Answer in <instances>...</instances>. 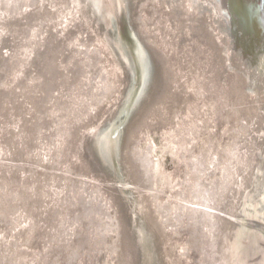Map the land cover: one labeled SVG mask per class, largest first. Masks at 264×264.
<instances>
[{
  "label": "bare ground",
  "instance_id": "obj_1",
  "mask_svg": "<svg viewBox=\"0 0 264 264\" xmlns=\"http://www.w3.org/2000/svg\"><path fill=\"white\" fill-rule=\"evenodd\" d=\"M152 1H117L127 19L124 39L106 23L99 0H0V19L29 18L13 36L10 22L0 28V264L80 263L93 246L91 263L95 243L114 250V264H178L183 256L185 264H264L263 209L255 201L264 198V182L253 196L264 174V4L253 1V16L244 18L236 0ZM239 3L244 9L247 1ZM217 67L240 87L224 101L226 112L240 103L246 152L236 187L230 181L235 209L215 211L192 179L196 188L184 197L194 203L176 231L169 221L160 224L164 209L154 205L145 170L150 152L142 155L133 142L152 130L157 108L169 110L163 101L186 102L192 71L209 78L199 85L211 89ZM166 147L178 159L181 148ZM112 151L142 204L102 179L112 178ZM115 200L116 227L108 219L87 226L89 212L101 215L102 204L111 209Z\"/></svg>",
  "mask_w": 264,
  "mask_h": 264
},
{
  "label": "flooded vegetation",
  "instance_id": "obj_2",
  "mask_svg": "<svg viewBox=\"0 0 264 264\" xmlns=\"http://www.w3.org/2000/svg\"><path fill=\"white\" fill-rule=\"evenodd\" d=\"M223 70V67H217L219 77L220 75H224ZM192 72L191 82L187 86L188 89L186 90L185 88L188 97L186 102L172 100L171 103L167 101L164 103L163 101V104H166L169 110H159V108H157L155 112L156 120L154 119V121L152 120L147 124V128L150 125L153 127L156 124L158 126L161 124L163 126L166 125L161 129L163 131V135H161L163 136L162 139L166 142L164 145H169L171 147L175 145L181 148L179 151L180 153H178V159H175L171 154L172 158L174 157L176 160L174 172L166 171L160 166V163L157 161L158 159L151 156V150L146 147L148 146L151 148L153 146L147 144V139L149 138L144 136L145 138H142L144 143L140 147L142 155L145 150L150 152V154L147 153L146 156L147 162L144 158L143 161L147 164L145 170L148 171L147 179L150 181L148 184L153 186L154 205L157 206L160 211L161 208L164 209L165 218H159L160 224L162 223V225L165 226L166 222L169 221V223H171L170 226L172 228L175 227L176 231L180 229L179 225H187V217L185 219V216L188 210L186 209L187 206L194 203L192 197H184V193L188 192L187 194H189V191H191V193L193 192L190 187L196 188L194 183L192 186V179L197 181V189H199L200 193L205 197V203L210 204L212 202L211 204H216L214 206L215 208H213L215 211L219 210L221 214L223 212L230 213L234 211L235 200L232 199L234 194L232 191L234 188L230 181L233 180L234 187H236L235 181L239 175L237 170L243 160V158H241V152L244 153L243 156H246V152L244 151L245 147L241 149L242 141L240 126H238L239 119L237 108L240 103H234L233 111L229 109L230 111L228 110L229 112H226L225 105L227 106V103L225 104L224 102L225 92L229 91L231 87L237 90H239L240 87L238 84L237 86L234 84L230 85V82L225 81L223 76V78L218 77L216 80L213 79L215 84L211 89H208V87H203L199 84L204 85V82L209 80V78L202 77L200 79V77L197 76L198 73ZM212 73L215 74L214 72ZM226 83H228V89L225 87ZM183 106H185V111H183ZM164 112H166V114H164ZM160 113L163 115H160ZM174 140L177 141V143L174 144ZM256 145L257 143L255 140L251 150L256 149ZM153 149H155V147ZM182 165L183 170L178 167ZM188 171L189 174H187ZM172 173H176V177L174 176V178L178 177L179 189L175 186V180L170 179ZM199 178L203 181V184H200L202 181H200ZM164 180L168 184L166 187L172 184L174 189L170 192L164 189L161 185V181L164 182ZM157 181L159 185H157ZM220 183L225 184L224 187L226 189L224 192V187L223 189L219 188ZM160 194H163V199L160 197ZM201 201L202 199L199 203H201ZM160 204L163 205V207H161ZM165 207L171 211L168 212ZM167 213H169V220L166 218ZM172 216L174 218L173 220L171 219ZM229 233L230 230L228 231V235ZM250 262L251 259H249V263Z\"/></svg>",
  "mask_w": 264,
  "mask_h": 264
},
{
  "label": "water",
  "instance_id": "obj_3",
  "mask_svg": "<svg viewBox=\"0 0 264 264\" xmlns=\"http://www.w3.org/2000/svg\"><path fill=\"white\" fill-rule=\"evenodd\" d=\"M117 1L118 0H99V3H101V6L103 8V11H105L106 14H107L106 15L107 16L106 19H107L108 22H106V23L107 24L109 23V25L112 24L114 26L115 35L117 36V33L118 32H122V33H124V36H125L124 39H128L129 37H128V29H127V26H126L127 25L126 15L125 16L123 15V11L122 10L119 11V9H118V2ZM236 1H237V5H239V7L237 6V8H239L241 10V12H242V13L241 12H239V13H241V15L244 18H248V17L250 18V15L253 16V14H251L252 13V9H249V7L251 6L252 2L255 1V0H242L244 3L247 1L246 5H243L244 6V9H242V6L240 5L239 0H236ZM257 1H259V0H257ZM262 2L264 4V0H262ZM40 6L41 7H44V9H45V4L40 5ZM6 13H9V12L7 11ZM246 13H247V15H244ZM23 17H24L23 15H20V17H17V18H11V19H9V18H3V19H0V28L2 29L1 24L2 25H7L10 22L11 25L9 27V30L11 31L13 29V31H14L15 28H16V26L22 27V24L23 23L26 25L29 22V18H23ZM253 21H254V19H253ZM254 26H253V28H254ZM256 29H257V27H256ZM13 31H11L10 36H13V34H14V33H12ZM239 32L241 33V31L240 30L238 31V35H239ZM95 61H98V60L96 59ZM97 69H98V67H97ZM112 108H113V106H112ZM103 114H104V112H103ZM101 117L100 118H96V119L97 120H100ZM99 123H100V121H99ZM97 126L98 125H95V127H97ZM111 157H112L111 166H108V167L111 170L112 178L110 179L108 176H105L104 177L103 174H102V179L105 181V183L107 184V186L112 187L114 190L116 188L118 190V192L120 193V194L118 193L119 196L121 195L122 197H131V198L133 196H136V198H138V200H140L138 194H136L133 191L134 190L133 185L131 184V186H130V180L125 176V174H124V172L122 170V166L118 163L117 156H116V159H115V152L114 151H112ZM262 182H264V174L262 176V180L261 181H259V180L256 181L255 188H254V195L253 196H256V195H258V193H260L259 192V187H260V184ZM85 190H86V188L83 189V191H85ZM130 191H131V194H130ZM255 201L256 202L258 201V205H259L258 206V209H263V213H262V216L261 217H262L263 222H264V198H262V196L260 197V195H259V197H257L255 199ZM140 202H141V200H140ZM109 204L111 205V209L108 206L106 208H104L105 206L102 204V208L103 209H102V214L101 215H99V212H98V214L96 216L94 214V210H93V213H92V211L89 212V223L90 224L87 225V226H89V227L91 226L92 227V226H94V224L96 226V225H98V223L100 225V224H102V221L104 219H108L109 222H111L110 224H114V226L116 227V221H115V218H114L115 215H114L113 211H115V214H116V211L119 210L120 206H119L118 201H116V200L114 202L113 201H110ZM141 204H142V202H141ZM122 205H123V203H122ZM143 206H144V204H143ZM121 208H122V211H123L124 210L123 207H121ZM103 210L106 212L105 216L103 214ZM123 213H124V211H123ZM108 216H109V218H107ZM47 217L48 218L45 220L46 221V225L48 224L47 223V220H49V221L51 220V216L49 214H47ZM259 220H260V218H257L256 219V222L259 223ZM179 227L181 229L183 228L181 225H179ZM161 229H162V227H161ZM181 231L182 230H180V232ZM103 232L104 231H101L100 230V232H99L100 237H102V235H104ZM182 232H184V231H182ZM115 233H116V231H114L112 229L110 230V234L112 235V237L115 235ZM158 235H159V237L161 239V235L160 234H158ZM95 237L96 238L99 237V235L97 236V231L95 232ZM159 237H158V239H159ZM103 245H105V244H103ZM103 245L101 243H99V247H100V249H99L98 243H95L94 244V247L97 246L93 250L94 251V255H96V252H97L98 249H99V251L101 249H103ZM107 247H108V249L110 251L114 252V250H111L110 246H106L105 245V248H107ZM92 248H93V246H92ZM92 248H91L90 253H89L90 255H91Z\"/></svg>",
  "mask_w": 264,
  "mask_h": 264
},
{
  "label": "rangeland",
  "instance_id": "obj_4",
  "mask_svg": "<svg viewBox=\"0 0 264 264\" xmlns=\"http://www.w3.org/2000/svg\"><path fill=\"white\" fill-rule=\"evenodd\" d=\"M141 3L142 2H140L139 4H141ZM150 8H151V11H152V15H154V13H155V11H154L155 5H154L153 1H152V3H150ZM152 8H153V10H152ZM227 78H228V76H227ZM164 126H166V125H164ZM164 126L162 124L159 125V126L157 124L154 125L151 128L152 130H150V132L147 134L146 138L149 137V139L151 140V144L152 143L154 144L155 149L151 151V155L153 156V158H155V159L157 158L158 159L157 161L160 163V166H162L166 171L174 172L175 167H176V160L174 159V157L172 158L170 150L164 145L166 142H164V140L162 139L163 136H161V135H163L162 134L163 131L161 129L164 128ZM137 140L138 139H136V141H134L133 144L136 147L139 148V146L141 147L144 142H143L142 139H139L138 141ZM157 185H159V183ZM160 197L162 198L163 194H160ZM0 228H1V225H0ZM168 232H169V229H168ZM106 238H107V240L110 241V239L112 238V235L108 234ZM96 247H94V248H96ZM112 253L108 249V247L105 248V245H103V249H101L100 251H99V249L97 250L96 255H94V259H96L97 263L106 262L107 264H114V254H112ZM93 254H94V251H93ZM94 259L90 263V254L89 253H84L83 254V258L80 259V263H77L76 261H74V264H85L84 262H87V264H94L95 263ZM106 263H103V264H106ZM179 263L180 264L187 263L186 258L183 256L181 261L178 262V264Z\"/></svg>",
  "mask_w": 264,
  "mask_h": 264
}]
</instances>
